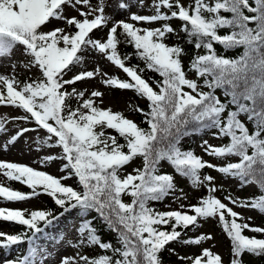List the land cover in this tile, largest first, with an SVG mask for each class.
I'll return each mask as SVG.
<instances>
[{
    "label": "snow or ice",
    "instance_id": "snow-or-ice-1",
    "mask_svg": "<svg viewBox=\"0 0 264 264\" xmlns=\"http://www.w3.org/2000/svg\"><path fill=\"white\" fill-rule=\"evenodd\" d=\"M109 6L108 0L95 5L92 0H0V67L11 68L10 74L0 73V106L22 112L11 118L17 124L14 132L7 127V114L0 116V151H7L22 137L25 142L31 139L37 151L60 150L43 155L40 163L46 167L60 161L62 173L55 176L0 160V175L30 189L25 193L0 184V201L25 202L46 195L61 209L57 215L49 209L0 207V221L24 229L18 234L0 231V249L17 253L4 264H44L50 252L42 240L50 239V229L73 211L79 220L74 225L77 236L65 243L76 251L62 256L59 264H163L160 253L173 242L198 246L213 240L204 234L185 238L186 230L217 218L231 242L229 264H244L246 253L264 256V238L245 234H264V228L251 226L250 217L233 210L240 207L264 214V0H191L187 5L181 0H153L151 15L130 12L133 6L143 9L144 0L135 4L117 0L114 7L129 12L128 20L136 23L114 19L106 11ZM68 9L78 15L69 17ZM172 20L182 22L179 32L169 23ZM56 22L65 26L51 27ZM158 22L163 23L156 28L137 26ZM105 29L106 37L92 35ZM224 29L228 31L221 34ZM180 32L196 50L187 66L183 46L166 42L169 34ZM122 43L134 48L145 68L127 65L133 54H121ZM216 45L225 52H242L227 57ZM17 53L22 59L15 58ZM89 53L102 56L128 79L109 76L99 65L86 70ZM145 69L161 79L145 78ZM23 71L31 73L25 80L19 79ZM98 76L102 84L132 90L146 100L147 111L138 106L135 110L144 116L142 123L147 127L100 107L102 100L98 103L93 98L103 97L101 91L93 90L85 98L87 89L75 87ZM108 129L118 136L108 134ZM205 133L224 142L213 145L203 139V153L226 163L214 164L182 148L185 138ZM137 158L142 167L125 174L126 166ZM164 164L192 187L205 188L207 195L197 204H180L177 210L153 207L178 190L181 195L175 200L186 199L174 175L162 171ZM206 168L237 180L240 189L257 186L258 194L227 195L226 204L215 196L223 185L218 187L216 177L203 173ZM73 179L75 185L66 183ZM124 196L131 197V202H125ZM97 218L113 234L112 239L101 235L94 223ZM21 245H27L26 254ZM85 248H97L101 254L90 257L83 254ZM180 259L191 264H224L222 256L210 248Z\"/></svg>",
    "mask_w": 264,
    "mask_h": 264
},
{
    "label": "rangeland",
    "instance_id": "rangeland-1",
    "mask_svg": "<svg viewBox=\"0 0 264 264\" xmlns=\"http://www.w3.org/2000/svg\"><path fill=\"white\" fill-rule=\"evenodd\" d=\"M98 2V0H93L92 3L95 5ZM182 3L187 5L191 2V0H181ZM133 3L135 4V0H133ZM108 4L110 5L106 11L113 16L114 19H125L127 22L136 23L133 21L128 20L129 12H122L118 11L114 7V3L111 0H108ZM152 4V0H144V7L143 9L133 6L130 9L131 13H137L141 15H151L154 14L155 9L151 8L150 5ZM66 15L69 17L78 15L74 10L68 9L66 12ZM163 22L158 23H152V24H139L137 26L141 27H148V28H156L160 27ZM63 22H56L51 27H64ZM174 28H179V22L175 21L173 24ZM71 30V29H69ZM107 32L105 30L101 31L98 30L94 32V37H106ZM171 34H169L170 36ZM187 55L183 57L184 61L186 62L188 60V51ZM15 58L17 60L22 59L20 55L17 53L15 55ZM5 64L7 62L5 61ZM99 65L102 72H107L109 76H116V77H125L126 74L116 66L112 65L109 61H107L102 56L91 53L87 55L86 61H85V69L86 70H95L96 66ZM21 69H17L18 73H21ZM11 68L10 66H4L0 67V73L4 74H10ZM31 73L27 71H23L22 74H19V79L25 80ZM191 78L195 79V75L190 73L189 74ZM101 77H96L92 80H87L84 82H81L80 88L82 90L87 89V92L85 93V98L89 97V94L93 90H98L104 93L103 97L100 98H93L96 99L99 103L102 100V103H99V106L102 108H111L114 112H121L123 113L127 118L133 120L134 122H138L136 117L131 112L130 105V98L127 97L125 94H117L111 87L106 86L100 82ZM4 114H7L10 122L7 124V127L11 129L13 132L16 130V121L12 120L11 118L17 117L19 115H22V112L20 110H15L11 106H0V116H3ZM22 123V122H21ZM29 127H34L33 125H28ZM26 136L35 138L36 133H27ZM40 136H44L43 130L40 132ZM203 139H208L210 144L213 145H219L223 143L220 140L213 139L211 134L207 133L202 138L197 139L198 144V150L201 156L204 160L210 161L214 164H223L226 163L225 161H218L215 158L209 157L205 155L200 148V144ZM59 149H43L41 151H37L36 148L33 146V140L29 139L27 142H25V139L22 137L15 145H12L9 147L7 151H0V160L3 161H10V162H17L24 165L32 166L33 168L47 171L55 176H60L62 173H60L59 164L60 161H53L52 163L48 164L46 167L42 166L40 163V160L43 155L47 154L48 152H59ZM233 162L237 161V158H231ZM142 167V160L141 159H135L129 166H126V173H132L134 168ZM171 170V167L167 164H164L162 171ZM210 175L216 177V184L219 187L220 185H223V190H218L215 193V196L217 198H220L222 202L228 204V200L225 199V196L232 195L236 198H242V197H250L257 193V186H246L243 187V189H240L238 187V181L235 179H229V178H222L221 174L210 170ZM177 181V188L183 190V194L186 196V199H179L175 200V197L180 196L181 192L178 190L174 196H171V198L168 201V204L163 208V211H169V210H177L179 208L180 204L184 205H193L198 202L200 198H202L205 194H207V190L203 187L200 188H194L192 187L191 183L180 176L176 177ZM74 179L67 181L68 184L74 185ZM0 184H3L4 186L11 187L15 190H23L24 185H21L19 182L15 181H8L7 178L0 175ZM125 199H128V196H125ZM175 200V202H174ZM170 206V207H169ZM0 207H9L14 209H28V210H41L46 209V203L43 201V197H37L25 202H16V203H9V202H2L0 201ZM229 207H233V205L229 204ZM234 211H237L240 213L244 218H251L248 219L251 221L253 225L258 224L260 227L264 228V217L261 216V214L257 210H251V209H244L240 207H233ZM79 220L76 217L75 211L70 215H65L64 217H61V219L58 221L57 226L55 228L50 229L52 233V237L47 240H42V244L44 246V249L47 252H50V255L47 260H45L44 264H59V261L61 260L62 256H72L75 254V249H73L71 246L67 245L65 243L66 240H73L75 241L77 233L75 230V226H78ZM13 225L9 222H3L0 221V231L5 232L7 234H13ZM67 234L64 236L63 234ZM201 234L204 235H211L213 236V240L205 241L201 245H186V246H175L170 247V249H174L173 252L174 259H171L167 262V264H191L190 261L181 260L180 257L184 256H195L199 255L203 249L210 248L211 251L214 253H217L222 256V259L224 261V264H227L230 256H231V247L229 245V241L227 238L224 237V235L219 230V227L216 223V219H209L206 222L202 223V226L198 228L195 236H199ZM60 235L63 236V239H61L57 244H55V239L59 237ZM24 248V249H23ZM26 248L27 245H21L20 250L24 251L26 254ZM90 248L83 249V254H89L91 251H89ZM16 251L7 252L6 250L0 249V264H4L6 260H10L16 255ZM251 260L252 262H255L252 257L249 255L246 256Z\"/></svg>",
    "mask_w": 264,
    "mask_h": 264
},
{
    "label": "trees",
    "instance_id": "trees-1",
    "mask_svg": "<svg viewBox=\"0 0 264 264\" xmlns=\"http://www.w3.org/2000/svg\"><path fill=\"white\" fill-rule=\"evenodd\" d=\"M93 1V0H92ZM114 4L117 2V0H111ZM152 2H153V0H152ZM225 15H228V14H225ZM175 21H177V22H179V28H175L178 32H179V29H180V27H181V23L182 22H180L179 20H172V21H170L169 23L173 26V24L175 23ZM96 31H98V30H95L94 32H96ZM105 31L107 32V30L105 29ZM118 31H120L119 29H118ZM228 30L227 29H224V30H221V34H224V33H226ZM94 34V33H93ZM92 34V35H93ZM185 36H184V34L182 33V32H180L179 33V35H174V34H171L169 37H168V39H167V43L169 44V45H175V44H177V43H179V44H181L182 46H183V48L185 49V51H188V60L185 62L184 61V59H183V62H184V64L187 66L188 65V63H189V60L192 58V56H193V54H194V52L196 51L195 49H194V46L192 45V44H188V43H186L185 42ZM216 48H217V50L219 51V52H223L224 53V55L225 56H227V57H235V56H238L241 52H242V49H235V50H231V51H227V52H225L224 50H223V48L220 46V45H216ZM119 51H120V53L121 54H124V53H128V54H133L132 55V58L129 60V61H127V65L128 66H131V65H138L140 68H145V65H144V63H143V61H141L140 59H138L135 55H134V48L131 46V45H125V44H121V45H119ZM187 53V52H186ZM89 54H91V53H89ZM184 57V56H183ZM143 76L145 77V78H151V79H153V80H160L161 78L159 77V75L158 74H156V73H154V72H152V71H150V70H147V69H145V72L143 73ZM120 79H128L127 78V76H125V77H119ZM80 85H81V82H78L77 83V85H75V87H77L79 90H82L81 88H80ZM153 87H155V85H153ZM115 92H117V94H125L127 97H129L130 98V104L133 106V107H131V112H132V114L136 117V119H137V124L139 125V126H141V127H147V125L146 124H144V123H142L143 122V120H144V116L140 113V112H138V111H136L135 110V107L136 106H138L139 108H141V109H144L145 111H147L148 110V104H147V102H146V100L145 99H143V98H141V97H138L137 96V94L134 92V91H132V90H120V89H117V88H113V87H111ZM205 90H207V89H205ZM218 95H221V98L223 99V96H222V93H221V91L220 90H218V93H217ZM73 104L75 105V101H73ZM34 126V125H33ZM250 129H252L253 127H254V125L253 124H251V123H249L248 125H247ZM107 133L108 134H111V135H117L118 136V134L117 133H115L113 130H111V129H108L107 130ZM205 134H207V133H205ZM205 134H203V135H195V136H191V137H188V138H185L183 141H182V148L183 149H192V150H194L195 151V154H197V155H200L201 156V154L199 153V150H198V144H197V139H200V138H202ZM118 139H119V142L120 143H123L124 141L122 140V138H119L118 137ZM222 142H224V141H222ZM137 159H140V158H137ZM218 161H224V160H220V159H217ZM226 162V161H225ZM164 172H166V173H170V174H173L174 175V177H175V183L177 184V181H176V177L178 176V175H176L175 173H174V170H173V168L171 167V170H167V171H164ZM203 173H205V174H210V172H209V169H204L203 170ZM75 181V180H74ZM189 181V180H188ZM190 182V181H189ZM67 183V182H66ZM75 184H76V181L74 182ZM74 184V185H75ZM30 191V189H28L26 186H24L23 187V190H22V192H25V193H27V192H29ZM258 194V192L257 193H255L254 195H252V196H250V197H253V196H255V195H257ZM207 194H205L203 197H205ZM42 197H43V201L46 203V209H49V210H53L57 215L60 213V211H61V209H59V207L58 206H56L55 205V203H54V201L50 198V197H48V196H46V195H41ZM171 198V196H169V197H167L164 201H162V202H154L153 203V207H155V208H157L158 210H160V211H163V208L168 204V201H169V199ZM123 199L125 200V202H131V197H129L128 196V199H125V196L123 197ZM195 204H197V203H195ZM74 212V211H73ZM72 212V213H73ZM72 213H70V214H72ZM70 214H66V215H70ZM261 214V213H260ZM95 214L93 213V216H94ZM261 216L262 217H264V214H261ZM230 219V218H229ZM247 222L251 225V226H253V227H260L258 224H256V225H253L252 223H251V221L250 220H247ZM94 223H95V226L96 227H98L100 230H101V235L105 238V239H112L113 238V234H111V233H109V232H107L105 229H104V225L101 223V221L97 218V219H95L94 220ZM216 223H217V225H218V227H219V230L221 231V233L224 235V237L225 238H227V240L229 241V245H230V247H231V242H230V240H229V238L227 237V235H226V233H224V231H223V229H222V226L219 224V221H218V218L216 219ZM24 229H23V226H19V225H13V234H18V233H20V232H22ZM179 230V229H178ZM197 230L198 229H195V230H192V229H189V230H186V232H187V235H186V237L185 238H196V236H195V234H196V232H197ZM245 234L246 235H249V236H253V235H255V236H257V238H264V234H257V233H251V232H248V231H245ZM61 237H62V235H60L59 237H57L56 239H55V244H57L60 240H61ZM175 246H186V244H183V243H176V242H173V243H171V244H169L168 246H166V250H164L163 252H161L160 253V256H161V258H162V262H163V264H167V262L169 261V260H171V259H174V255H173V252L172 251H169L168 249H170V247L172 248V247H175ZM24 249V248H23ZM22 249V250H23ZM21 250V252H23L24 254H25V250L24 251H22ZM89 251H91L89 254H87V255H89L90 257H96V256H98L99 254H101V252H100V250L99 249H97V248H90V250ZM17 255V254H16ZM16 255L13 257V258H11V259H15V257H16ZM247 255H249L250 257H252L253 258V260L255 261V262H252L251 260H249V258H247L246 256ZM230 258H231V256H230ZM229 261H230V259H229ZM229 261H228V263L227 264H229ZM243 261H244V264H264V256H261V257H255V256H253V255H250V254H244V256H243Z\"/></svg>",
    "mask_w": 264,
    "mask_h": 264
}]
</instances>
